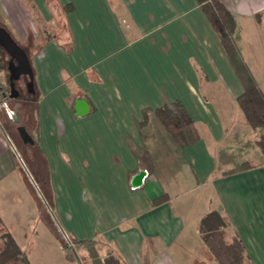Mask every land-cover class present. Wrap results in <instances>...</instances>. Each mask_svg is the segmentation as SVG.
<instances>
[{"label": "crops", "instance_id": "0c3cea01", "mask_svg": "<svg viewBox=\"0 0 264 264\" xmlns=\"http://www.w3.org/2000/svg\"><path fill=\"white\" fill-rule=\"evenodd\" d=\"M5 1L21 41L33 17L49 34L30 60L33 145L59 227L78 240L100 239L120 264H219L198 234L201 218L217 210L250 264H264V147L237 104L243 84L197 1ZM220 2L263 94L264 0ZM175 101L196 130L191 144L175 141L154 114ZM22 167L0 126L6 230L18 191L32 213ZM179 189L196 195L180 197Z\"/></svg>", "mask_w": 264, "mask_h": 264}, {"label": "trees", "instance_id": "16d2710c", "mask_svg": "<svg viewBox=\"0 0 264 264\" xmlns=\"http://www.w3.org/2000/svg\"><path fill=\"white\" fill-rule=\"evenodd\" d=\"M200 5L202 10L205 12L209 21L219 36L221 44L235 69V72L239 76L244 92L237 99V104L243 113L247 125L254 131L262 130L264 127V96L258 89L253 78L249 74V71L243 61L241 60L238 49L235 45L233 34L235 30V21L230 14V12L225 8V6L220 2V0H196ZM25 50V49H24ZM26 51V50H25ZM5 52L0 48V73L5 72L4 79L6 82L2 83L0 80V86L3 90H8V77L6 71V63L8 57H6ZM35 94H25L23 103H28L30 100L29 96L33 97ZM11 102L7 98L0 101V107H2L4 113L6 114L7 103ZM37 110V102L33 103V115H34V125L33 131L35 132L36 121L35 112ZM156 118L163 125L165 130L170 134V136L181 145H188L197 140V133L194 128L193 122L189 115L186 113L182 105L175 101L169 104H165L154 111ZM1 129L7 139L3 125L0 122ZM34 139V138H33ZM8 140V139H7ZM36 140L34 139V145L36 146ZM262 147V143L258 141ZM33 145V146H34ZM11 150L14 156L19 158L18 154L15 152L13 146L10 144ZM25 168V173L27 174V168L20 160ZM241 166H238L236 170H240ZM30 179V178H29ZM164 197L158 198L153 201V204H158ZM48 209L53 212L52 205L48 204ZM229 222L222 214L217 211H210L206 213L200 220L198 225V234L202 244L210 251L213 258L219 264H250L247 256L245 255L244 248L235 234L229 236L227 234V229ZM0 240L2 241V247L0 250V264H30L26 253L18 246L17 242L10 234L8 230L4 228L0 221ZM54 234L57 239L61 241L62 250L65 253L67 260L74 261L78 260L76 255V250L80 248H85L91 257L92 264H120V257L115 254L111 249H109L113 257H105L101 259L95 250H93V244L102 242L100 239H89V240H78L70 237L65 233L66 237L62 234V229L57 223L54 224ZM229 236V237H228ZM226 237L229 238L228 241ZM105 244L104 242H102ZM106 245V244H105ZM107 246V245H106ZM108 247V246H107Z\"/></svg>", "mask_w": 264, "mask_h": 264}, {"label": "rangeland", "instance_id": "374dc122", "mask_svg": "<svg viewBox=\"0 0 264 264\" xmlns=\"http://www.w3.org/2000/svg\"><path fill=\"white\" fill-rule=\"evenodd\" d=\"M9 0H6L4 3L7 7L10 6L8 3ZM28 8V6L25 4ZM5 8L0 4V26L4 28L13 38V40L24 50H26V54L31 60V54H33V49L40 45L41 41L44 38H47L49 34L43 33V29L38 20L33 17L31 26H27L26 31L23 29L21 31L22 35H25V39L23 41L20 40L17 34L12 33V28L9 26V23L5 19ZM34 16V15H33ZM46 40V39H45ZM8 61V59H7ZM7 65V63H6ZM5 72L0 73V80L2 83L6 82L4 79ZM23 79V78H22ZM259 84L261 91L264 94V81L259 79ZM24 81V80H23ZM20 91L22 95H28L29 93L25 91V87L23 84H20ZM30 102L23 103V101H11L7 103V109L13 110V107L18 104L19 110V123L23 126L27 133L34 138L35 132L33 131L34 125V115H33V103L37 101V97L34 95L33 97L29 96L28 98ZM21 121V122H20ZM0 122L4 127L7 139L9 144H11L18 154L20 160L27 168V177H29L30 181L26 180V191L28 199L32 200L33 209L32 213H28V210L24 208V204L26 205L25 197L22 195V192L18 191V194L13 197V216L14 221L9 223L7 226L8 231L13 234L17 244L20 248L26 253L27 258L30 264H92L91 257L89 252L85 248H80L76 250V255L78 260L70 261L65 257V253L61 247V241L57 239L54 234V224L56 223L53 213L48 209L49 200L47 198V188L45 185H40L42 173H37L38 170L42 171V161L40 160L36 149L34 146L25 145L22 143L18 132H17V124L15 122L10 121L6 114L4 113L2 107L0 108ZM161 127V126H160ZM258 141L263 144L261 138V130H258ZM239 145V143H238ZM244 146L245 143L243 142ZM245 148V147H244ZM247 148V147H246ZM19 162L17 163V165ZM178 176L183 174V169L179 168L178 171L175 172ZM186 189L183 191L179 189L180 197L182 195H187L184 197H194L196 195L195 192L190 193ZM211 199H213V195L211 193ZM20 200L24 202L23 206L20 205ZM23 209V210H22ZM25 210V211H24ZM30 210V209H29ZM15 217H19L16 220ZM1 229V228H0ZM228 241V239H226ZM2 247V241L0 240V250ZM93 250L97 252V255L103 259L105 257L110 258L114 256L112 252L102 242H98L93 244ZM17 264V263H11ZM113 264H115L113 262Z\"/></svg>", "mask_w": 264, "mask_h": 264}, {"label": "water", "instance_id": "95a60500", "mask_svg": "<svg viewBox=\"0 0 264 264\" xmlns=\"http://www.w3.org/2000/svg\"><path fill=\"white\" fill-rule=\"evenodd\" d=\"M0 48H2L9 56L7 71L9 73V98L16 99L19 97L18 91L15 89L14 83L20 79L21 76H27L29 81L26 85L27 92L34 94L33 90V70L31 62L25 50H23L11 37V35L0 26ZM17 116V115H16ZM19 123V117L14 120ZM17 132L23 144L33 145L34 139L31 137L23 126L17 128ZM62 231L64 237L65 233Z\"/></svg>", "mask_w": 264, "mask_h": 264}, {"label": "flooded vegetation", "instance_id": "af4514ba", "mask_svg": "<svg viewBox=\"0 0 264 264\" xmlns=\"http://www.w3.org/2000/svg\"><path fill=\"white\" fill-rule=\"evenodd\" d=\"M3 50V49H2ZM4 51V50H3ZM5 52V51H4ZM5 55H7L6 54V52H5ZM6 57H8V61H7V65H6V71H7V67H8V62H9V56L7 55ZM9 76V73H8V71H7V77ZM23 78V79H22ZM24 80V81H23ZM28 81H29V79H28V77L27 76H21L20 77V79L18 80V81H16L15 83H14V86H15V89L18 91V93H19V97L18 98H16V99H10L9 98V82H8V90L6 91H4L3 90V88L0 86V101L2 100V98L4 99H8V100H10V101H23V99L25 98V95H22L21 94V91H20V84L22 83L23 84V87H25V91L27 92V87H26V85H27V83H28ZM29 95V94H28ZM1 108V107H0ZM18 110H19V106H18V104L17 105H15L14 107H13V110L11 111L10 109H7L6 108V116H7V118L10 120V121H12V122H14V120H16L17 119V116L19 117V115H18ZM17 115V116H16ZM20 118V117H19ZM21 122V121H20ZM17 124V127L16 128H18L19 126H21L20 125V123H16ZM19 135V134H18Z\"/></svg>", "mask_w": 264, "mask_h": 264}, {"label": "built area", "instance_id": "2783aa9c", "mask_svg": "<svg viewBox=\"0 0 264 264\" xmlns=\"http://www.w3.org/2000/svg\"><path fill=\"white\" fill-rule=\"evenodd\" d=\"M261 138H262V141H263V144H264V127L261 130ZM263 171H264V164H263Z\"/></svg>", "mask_w": 264, "mask_h": 264}]
</instances>
